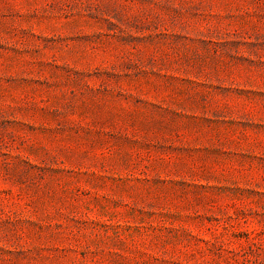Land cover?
<instances>
[{
  "label": "rangeland",
  "instance_id": "374dc122",
  "mask_svg": "<svg viewBox=\"0 0 264 264\" xmlns=\"http://www.w3.org/2000/svg\"><path fill=\"white\" fill-rule=\"evenodd\" d=\"M0 264H264V0H0Z\"/></svg>",
  "mask_w": 264,
  "mask_h": 264
}]
</instances>
